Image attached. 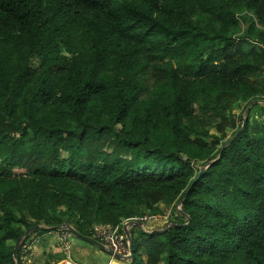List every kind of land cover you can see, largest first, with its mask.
Returning a JSON list of instances; mask_svg holds the SVG:
<instances>
[{
  "label": "trees",
  "instance_id": "1",
  "mask_svg": "<svg viewBox=\"0 0 264 264\" xmlns=\"http://www.w3.org/2000/svg\"><path fill=\"white\" fill-rule=\"evenodd\" d=\"M263 74L264 0H0V264L41 222L109 257L117 227L125 264H264V105L251 137L230 115Z\"/></svg>",
  "mask_w": 264,
  "mask_h": 264
},
{
  "label": "rangeland",
  "instance_id": "2",
  "mask_svg": "<svg viewBox=\"0 0 264 264\" xmlns=\"http://www.w3.org/2000/svg\"><path fill=\"white\" fill-rule=\"evenodd\" d=\"M246 28L245 25L240 24V30H239V34H241V32ZM253 83L256 87H258L260 90H264V74L260 77L257 78L255 80H253ZM264 105V97H262L261 99H258V102L256 104L253 105H249L248 107L246 106L245 102H238L237 104H235L234 106H232L231 108V117H235L236 119V125L238 128V131H240V129L242 128L244 122H245V118H243V120L241 119V121H239L240 117L243 115V112L247 109V118H248V130L244 133L245 130V126L244 128L240 131L241 134H246V136L251 137L252 135H254L252 132L254 133H258L259 130H261L263 128V125L261 123V118H260V113L261 110L263 108ZM247 107V108H246ZM243 117V116H242ZM242 122V123H241ZM246 124V122H245ZM209 132L211 134L217 135L219 136L216 132L213 126H210L209 128ZM232 131L230 130H226V139L229 138L231 136ZM204 141L207 144H211L212 140H210L209 138L204 139ZM221 144V142L219 143V145L217 147H219ZM61 157L64 158L66 157L65 153L61 154ZM161 214H159L158 216L155 217H146L147 219L144 220L143 225L142 226H138L141 227L143 232H148L153 230L154 228H161L163 226H165L170 220L171 217L174 216L171 212V208L168 207H162L160 208ZM56 218L57 215L55 216ZM58 220L62 221L59 218ZM62 222H66V221H62ZM41 227L43 229H49V233L48 234H44V233H40L41 231L36 227L33 230L28 231V235H30V239L28 241V243L22 245L20 249V260L22 264H59L65 257V253H62L59 251L61 244L59 239L61 240V235L59 232V230H61V227L59 225H57L56 227L51 228L52 226H48L47 224L41 222L40 223ZM19 225H17L18 227ZM102 226H94V229L97 230L98 228H100ZM104 227V226H103ZM106 227V226H105ZM58 229V230H57ZM94 229H93V234H94ZM38 230V231H36ZM55 230V231H52ZM130 230V228H128V231ZM140 233V229L138 230ZM59 232V233H58ZM95 237V234H94ZM69 238V237H68ZM136 239V237H134ZM73 242H82L86 245V242L76 239L75 237L70 236V243ZM20 245V244H19ZM24 246H28L29 250L27 252L23 251V247ZM91 246V245H90ZM93 247V246H91ZM16 248V245H15ZM15 251V250H14ZM18 252V251H16ZM94 252L96 254H98V252L96 250H94ZM71 256H72V260L76 263V264H81L77 261H75V259L73 258V252H72V246H71ZM99 257V256H98ZM82 259H84V257H82ZM163 258L160 262V264H163ZM96 263V262H94ZM84 264H92L91 262L89 263H84ZM108 264H125L123 260H116L113 257L109 258ZM127 264H130V262H127Z\"/></svg>",
  "mask_w": 264,
  "mask_h": 264
},
{
  "label": "built area",
  "instance_id": "3",
  "mask_svg": "<svg viewBox=\"0 0 264 264\" xmlns=\"http://www.w3.org/2000/svg\"><path fill=\"white\" fill-rule=\"evenodd\" d=\"M95 238L103 243L108 251L110 252L111 258L113 255L119 256L122 259L130 255V245L128 243L126 235L119 233L117 227L111 226H102L97 230L94 229ZM60 251L65 253L64 259L59 264H76L72 260L71 256V243H70V234L69 232H61ZM69 237V238H68ZM24 252L29 250L28 246H24Z\"/></svg>",
  "mask_w": 264,
  "mask_h": 264
},
{
  "label": "crops",
  "instance_id": "4",
  "mask_svg": "<svg viewBox=\"0 0 264 264\" xmlns=\"http://www.w3.org/2000/svg\"><path fill=\"white\" fill-rule=\"evenodd\" d=\"M71 246L73 258L75 259V261L81 264L89 262H91L92 264H108L109 258H111L103 254L102 251L96 249L95 247H91L90 245H86L82 242L75 243L72 240ZM94 250H96L98 254H96ZM82 257H84V259H82Z\"/></svg>",
  "mask_w": 264,
  "mask_h": 264
},
{
  "label": "water",
  "instance_id": "5",
  "mask_svg": "<svg viewBox=\"0 0 264 264\" xmlns=\"http://www.w3.org/2000/svg\"><path fill=\"white\" fill-rule=\"evenodd\" d=\"M244 126H245V122H244L242 128L240 129V131L244 128ZM240 131H238L236 134H238ZM57 230H58V229H57ZM74 236H75L76 239L82 240V241L86 242L87 244H89V245L95 247L96 249H98V250H100V251H105V248H104L100 243L94 241L93 239L85 238V237H82V236L77 235V234H75ZM18 247H19V244H18V245L16 246V248H15L14 255L16 254V251L18 250ZM112 257H113L114 259H116V260H122L121 257L116 256V255H113ZM130 259H131V257H128V258H127L128 261H129Z\"/></svg>",
  "mask_w": 264,
  "mask_h": 264
}]
</instances>
